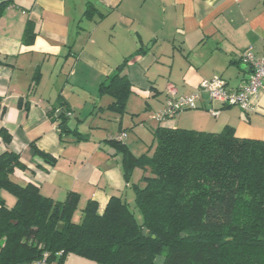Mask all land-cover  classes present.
<instances>
[{
	"label": "crops",
	"instance_id": "1",
	"mask_svg": "<svg viewBox=\"0 0 264 264\" xmlns=\"http://www.w3.org/2000/svg\"><path fill=\"white\" fill-rule=\"evenodd\" d=\"M249 46L264 54V0H12L0 17V125L26 164L12 179L57 201L79 194V220L90 200L103 212L111 196L131 200L132 185L142 183L145 170L135 168L127 180L123 155L109 142L122 133L137 157L153 154L159 125L207 132L231 125L239 137L264 140V90L251 111L226 106L214 117L203 91L198 108L157 125L151 119L165 106L169 84L189 95L220 75L238 88L250 74L241 60ZM118 71L132 89L123 114L111 111L113 97L100 92ZM61 116L84 138L62 134ZM32 142L55 161L36 154ZM6 148L0 142V153ZM1 194L8 206L15 204L13 194ZM80 260L86 264L71 256L66 263Z\"/></svg>",
	"mask_w": 264,
	"mask_h": 264
},
{
	"label": "trees",
	"instance_id": "2",
	"mask_svg": "<svg viewBox=\"0 0 264 264\" xmlns=\"http://www.w3.org/2000/svg\"><path fill=\"white\" fill-rule=\"evenodd\" d=\"M11 2L0 1V17ZM30 34L28 24L27 42ZM100 92L113 97L111 111L126 112L132 92L126 74L111 75ZM3 113L0 96V119ZM59 125L62 134L84 138L66 118ZM154 138L153 154L138 157L121 139L109 140L123 155L127 180L135 168L145 170L144 184L132 185L141 220L130 200L117 195L103 212L90 200L76 220L79 194L57 201L33 183L12 179L26 164L0 125V142L7 146L0 153V264H31L44 254L48 264H67L71 255L96 264H264V140L239 137L231 125L220 132L159 125ZM31 146L55 161L35 142ZM2 190L16 197L13 206Z\"/></svg>",
	"mask_w": 264,
	"mask_h": 264
},
{
	"label": "built area",
	"instance_id": "3",
	"mask_svg": "<svg viewBox=\"0 0 264 264\" xmlns=\"http://www.w3.org/2000/svg\"><path fill=\"white\" fill-rule=\"evenodd\" d=\"M241 60L250 66V74L238 88H229L227 81L220 75L203 80L198 90L189 95H178L174 85L169 84V98L165 106L154 112L151 119L161 123L175 117L179 112L198 108L197 100L203 91L209 95L211 107L208 111L214 117H218L226 106H238L245 111H251L264 90V54L257 55L253 47L249 46L242 53ZM125 136L126 133H122L119 139L122 140ZM31 264H48L47 254Z\"/></svg>",
	"mask_w": 264,
	"mask_h": 264
},
{
	"label": "rangeland",
	"instance_id": "4",
	"mask_svg": "<svg viewBox=\"0 0 264 264\" xmlns=\"http://www.w3.org/2000/svg\"><path fill=\"white\" fill-rule=\"evenodd\" d=\"M187 110H190V109H187ZM185 111H186V110H185ZM152 122H153L154 125H157V124L159 123V122H157V121H155V120H153ZM161 123H162V122H161ZM139 171H140V173H143V170H139ZM147 174H149V173H147ZM143 184H144V181H142L141 185H143ZM130 203H131L130 206H131L132 210H134V211L136 212V214L138 215L139 219L141 220L140 213H139V211H138V209H137V207H136V205H135L133 199L130 200ZM9 204H10V203H9ZM71 257H78L79 259H83V261H85L86 264H96V263H94V262H91V261L88 260V259L80 258L79 256L71 255ZM76 259H77V258H76ZM71 264H81V260L78 261V262H74V263L72 262Z\"/></svg>",
	"mask_w": 264,
	"mask_h": 264
},
{
	"label": "water",
	"instance_id": "5",
	"mask_svg": "<svg viewBox=\"0 0 264 264\" xmlns=\"http://www.w3.org/2000/svg\"><path fill=\"white\" fill-rule=\"evenodd\" d=\"M250 68V66H248ZM123 69V67H121V70ZM144 232H146V230H144ZM149 233H147V236H148ZM183 235V233H182ZM158 262H159V259H158Z\"/></svg>",
	"mask_w": 264,
	"mask_h": 264
}]
</instances>
